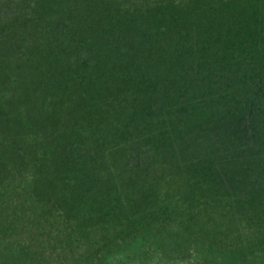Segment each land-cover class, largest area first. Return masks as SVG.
<instances>
[{"label":"rangeland","instance_id":"374dc122","mask_svg":"<svg viewBox=\"0 0 264 264\" xmlns=\"http://www.w3.org/2000/svg\"><path fill=\"white\" fill-rule=\"evenodd\" d=\"M0 264H264V0H0Z\"/></svg>","mask_w":264,"mask_h":264}]
</instances>
